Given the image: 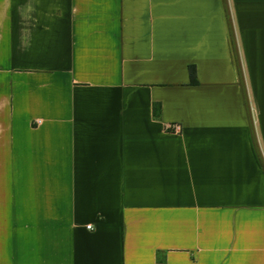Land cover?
<instances>
[{"label": "crops", "instance_id": "1", "mask_svg": "<svg viewBox=\"0 0 264 264\" xmlns=\"http://www.w3.org/2000/svg\"><path fill=\"white\" fill-rule=\"evenodd\" d=\"M0 264H264V0H0Z\"/></svg>", "mask_w": 264, "mask_h": 264}, {"label": "built area", "instance_id": "2", "mask_svg": "<svg viewBox=\"0 0 264 264\" xmlns=\"http://www.w3.org/2000/svg\"><path fill=\"white\" fill-rule=\"evenodd\" d=\"M168 129L171 130V131H174V132H180V131H181V127H180V125H177V124H172V125H170V127H168ZM87 228H88L89 230L92 229L91 226H88Z\"/></svg>", "mask_w": 264, "mask_h": 264}, {"label": "trees", "instance_id": "3", "mask_svg": "<svg viewBox=\"0 0 264 264\" xmlns=\"http://www.w3.org/2000/svg\"><path fill=\"white\" fill-rule=\"evenodd\" d=\"M192 78H193V75H192Z\"/></svg>", "mask_w": 264, "mask_h": 264}]
</instances>
